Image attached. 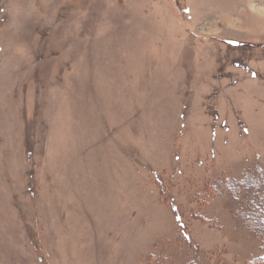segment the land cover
Returning <instances> with one entry per match:
<instances>
[{
  "label": "rangeland",
  "instance_id": "rangeland-1",
  "mask_svg": "<svg viewBox=\"0 0 264 264\" xmlns=\"http://www.w3.org/2000/svg\"><path fill=\"white\" fill-rule=\"evenodd\" d=\"M258 167L264 0H0V264L251 262Z\"/></svg>",
  "mask_w": 264,
  "mask_h": 264
},
{
  "label": "trees",
  "instance_id": "trees-1",
  "mask_svg": "<svg viewBox=\"0 0 264 264\" xmlns=\"http://www.w3.org/2000/svg\"><path fill=\"white\" fill-rule=\"evenodd\" d=\"M262 168V171H260V167H258L257 170L249 169L244 178L238 182L234 180L228 181V184L224 187L225 191L218 190L219 193L217 196L227 198L228 193L230 194L233 204L237 206V210H235L234 214L238 222L240 221L243 228L252 234V236L261 243L264 249V167ZM258 171H260L259 174L257 173ZM180 230L181 241L184 243L188 236H183L184 231L182 229ZM182 245L183 244H178L177 248H182ZM175 251L171 250V255H168L169 260L177 261L178 259H183L184 256L189 257L188 255L191 250H187L186 253L180 257H177L174 253ZM165 258L151 256L146 264H149L152 259L155 261L154 264H165L167 257ZM182 264H184V262H182ZM186 264L194 263L187 262ZM245 264H264V256Z\"/></svg>",
  "mask_w": 264,
  "mask_h": 264
}]
</instances>
